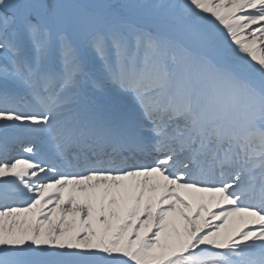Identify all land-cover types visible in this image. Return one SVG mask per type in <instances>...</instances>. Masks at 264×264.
<instances>
[{
	"label": "snow or ice",
	"instance_id": "1",
	"mask_svg": "<svg viewBox=\"0 0 264 264\" xmlns=\"http://www.w3.org/2000/svg\"><path fill=\"white\" fill-rule=\"evenodd\" d=\"M0 264H264V0H0Z\"/></svg>",
	"mask_w": 264,
	"mask_h": 264
}]
</instances>
